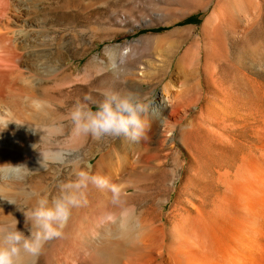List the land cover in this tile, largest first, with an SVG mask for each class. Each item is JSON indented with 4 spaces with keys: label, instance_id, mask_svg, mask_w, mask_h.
I'll return each mask as SVG.
<instances>
[{
    "label": "bare ground",
    "instance_id": "bare-ground-1",
    "mask_svg": "<svg viewBox=\"0 0 264 264\" xmlns=\"http://www.w3.org/2000/svg\"><path fill=\"white\" fill-rule=\"evenodd\" d=\"M45 1L0 0V117L21 123H9L0 132V166L28 168L16 172L6 166L0 174V227L14 226L17 221V230L26 236L31 235V223L26 224L24 211L36 206L40 198L49 199L50 194L43 193L46 187L55 188L59 180H75L80 170L120 184V176L133 174L140 165L123 163L115 148L101 144L91 151L62 147L58 137L49 138L36 130L49 126L43 118L37 119L45 108L37 110L32 105L34 100L42 101L32 87L42 81L36 74L45 66L38 62L49 54H45L47 19L44 14L40 17ZM263 9L264 0H220L201 29L191 26L176 31L198 43L200 61L205 57V78L197 84L199 97L190 95L195 86L176 91L178 97H185L183 101H173L164 90L150 106L160 113L181 103L190 107L203 102L200 120L187 124L186 128H191H184L186 135L181 141L176 125L163 123L148 124L146 138L133 142L143 144L148 154L142 164L144 178L124 189L127 206L135 208L126 230L119 226V209L112 204L111 191L89 185L86 203L73 210L63 237L49 241L37 262L44 261L43 253L50 244L57 250L66 239H90L91 243L84 244L92 251L98 246L92 243L93 234L101 239L105 234H95L94 229L104 225L111 235H106L109 239L104 240V247L116 250L106 258L104 255L103 261L100 254L99 264H264V37L255 43H242L252 27L262 22ZM227 28L234 33L232 43L227 39ZM234 42L242 43L236 54ZM126 57L123 54L120 62ZM170 88L175 85L169 83L166 90ZM41 151L63 152L65 157L44 168ZM174 152L178 158L172 176L160 179L157 173L170 165ZM138 200L142 206L137 205ZM92 207L93 215L89 213ZM109 213L117 214L115 223L103 224ZM83 254L75 255L77 264H83ZM28 258L25 264L27 260L29 264Z\"/></svg>",
    "mask_w": 264,
    "mask_h": 264
},
{
    "label": "rangeland",
    "instance_id": "rangeland-1",
    "mask_svg": "<svg viewBox=\"0 0 264 264\" xmlns=\"http://www.w3.org/2000/svg\"><path fill=\"white\" fill-rule=\"evenodd\" d=\"M217 2L219 4L220 0H46L41 4L42 13L40 17L44 14L45 19H49L48 22L46 20L44 30L48 36L45 54L49 53L50 56L47 54L42 62H40L41 60L36 61L38 64L44 63L40 65L46 68H41L42 73L36 74V78H40L42 83H37L33 87L24 84V88L27 90H30L31 87L36 89L38 98L51 106L45 107V110L38 114L37 119L43 118L45 122H48V125L55 123L63 126V133L56 136L59 138L58 141L62 147H85V149L90 148L89 151H91L101 144L109 149L115 148L123 163L135 164V167L140 164L139 168L135 170L136 173H124L117 181L126 186L134 185L136 180L145 176L142 164H144V158L148 154L146 147L140 143L133 144V141L123 137L96 141L91 136H76L73 134L70 111L78 102H87L85 101L86 96L97 102L102 100V92L108 88L131 92L146 98V102H151L164 90L168 96L172 97L173 101L178 99L183 101L185 97H178L177 93L195 86V90L193 89L190 95L199 97V92H196L200 91L197 84L205 78V57L200 61L199 50L201 48L199 49L198 43L187 35L179 34L176 31L191 26L197 27L198 30L201 29L208 16L217 8ZM262 14L259 18L262 22L259 21L260 24H255L258 26L254 25L255 30L252 27V32L246 34L243 44L246 41L255 43L258 42L259 38L264 37V9ZM181 17L184 19L177 21ZM225 33L228 41L232 43V36H234V33L231 34L232 30L227 28ZM248 37L249 39H247ZM242 43H233L234 54ZM123 54L127 55L126 60L120 62ZM116 61L120 63L117 62V64ZM113 62L120 69L119 78L111 70L110 65ZM169 83L174 84L175 88L166 90ZM55 100L56 102H54ZM201 105L203 102L199 106L190 107L181 103L179 106L160 113L154 112L153 107L150 106L149 111L145 114V119L148 124H175L177 139L181 141L186 135V129L191 128H186L187 124L192 126V122L197 124V121L200 120L198 115ZM90 106L95 110L96 105L94 103ZM89 145L91 147H88ZM179 146L182 147L181 143ZM87 149L86 151H88ZM182 151L185 152L183 148ZM177 158V153L174 152L170 156V165L163 167L157 173L160 179H168L172 176L171 170ZM96 160L97 156L92 158L91 162ZM59 181L55 188L46 187V190L43 191L46 195L50 194V200L55 192H59V185L61 184ZM138 202L137 205L142 206L140 200ZM90 212L91 215L94 214L93 207L91 210L89 209ZM92 222L90 219L89 223ZM95 229V234L100 235L105 232L102 239L95 238L94 234L91 237L92 243L98 244V246L96 245L97 248H93L92 251L87 250L89 247H85L88 244L84 243H91V241L87 238V242H84L86 240H84L85 238L82 239L83 236L77 238L78 241L66 239L64 243L56 247L57 250L52 248L54 246L50 244L43 253L44 259H41L44 260V263L39 261L40 264H46L48 258L50 264H77L75 255L77 257L82 253H84L83 257L85 258L81 259V263L82 261L83 264L94 261L91 264H99L98 258L100 259L102 255L103 261L104 255L106 258L111 250H116V247H104L106 243L104 240L111 238V235L108 236L106 233L104 225L97 226ZM75 252L77 253L75 254ZM63 253L68 257V261L63 258L65 257L62 256ZM28 259L29 264H39L37 258L29 257ZM26 264H28V260Z\"/></svg>",
    "mask_w": 264,
    "mask_h": 264
},
{
    "label": "clouds",
    "instance_id": "clouds-1",
    "mask_svg": "<svg viewBox=\"0 0 264 264\" xmlns=\"http://www.w3.org/2000/svg\"><path fill=\"white\" fill-rule=\"evenodd\" d=\"M110 67L114 75L119 78L118 65L113 62ZM102 96L103 99L98 102L86 96L87 102H78L73 106L70 111V120L74 135L91 136L96 141L123 137L138 142L146 138L148 122L145 114L149 111L151 102H146V98L137 94L114 88L105 89ZM92 103L96 105L95 110L90 106ZM32 105L37 110L51 107L39 100L32 101ZM12 122L21 124L15 120L0 117V132L7 129ZM36 130L43 131L44 136L51 138L62 134L63 126L53 123ZM41 153L44 168L49 162H56V160L62 162L65 157L63 152L41 151ZM6 166L16 172L28 169L23 165H3L0 166V174H3ZM89 185L111 191L112 204L119 209V226L122 231L126 230L128 222L135 215L134 206H127L124 191L126 185L114 184L107 177L80 170L76 173L75 180L62 182L59 185V194L51 201L47 197L40 198L36 206L24 211L26 224L31 223L30 236L17 230V221L14 226L0 227V264H25L28 257L38 258L49 241L62 238L73 210L86 203L85 190ZM116 215V213H109L102 223H115Z\"/></svg>",
    "mask_w": 264,
    "mask_h": 264
}]
</instances>
